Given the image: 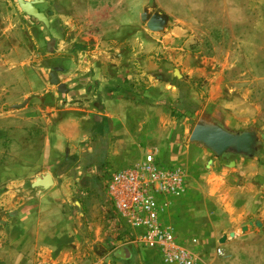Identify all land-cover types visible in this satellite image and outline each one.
I'll return each mask as SVG.
<instances>
[{
    "label": "crops",
    "instance_id": "1",
    "mask_svg": "<svg viewBox=\"0 0 264 264\" xmlns=\"http://www.w3.org/2000/svg\"><path fill=\"white\" fill-rule=\"evenodd\" d=\"M46 3L43 8L35 6L48 25L24 13L47 28L44 61L0 87L10 93L16 85L23 87L16 98L0 97L10 106L9 114L1 115L17 124L0 130V146L21 153H16V161L5 157L8 169L2 174L7 180L0 178V188L29 173L34 175L32 184L47 168L55 187L0 191V212L7 215L0 219V264H167L159 249L131 240L134 229L123 219H112L105 188L107 176L143 166L149 153L160 168L178 170L184 178L185 193L161 197L159 212L161 224L172 230L180 246L199 264L189 248L212 246L215 241L222 247V264H264V165L254 157L211 158L200 144H178L171 131L163 134L162 130L181 129L173 122L163 123L162 89H157L162 84L145 66L146 48L112 47L102 38L86 48L80 39L65 37L61 28L53 34ZM60 15L69 16L66 10ZM68 22L64 20L65 25ZM153 65L154 73L160 71L156 61ZM55 68H60L63 92L50 82ZM172 93L170 88L165 97ZM183 158L197 163L195 169L201 167L192 170L193 179L201 177L210 188L220 186L222 179L220 209L209 198L189 201ZM67 181L79 186L77 193L64 184ZM212 216L222 217V233ZM97 223L105 225V232ZM124 236L131 241L122 243ZM122 247L127 248L124 257H114Z\"/></svg>",
    "mask_w": 264,
    "mask_h": 264
},
{
    "label": "rangeland",
    "instance_id": "2",
    "mask_svg": "<svg viewBox=\"0 0 264 264\" xmlns=\"http://www.w3.org/2000/svg\"><path fill=\"white\" fill-rule=\"evenodd\" d=\"M47 1L44 11L51 16L53 34L59 33L61 28L65 37L80 39L86 48L95 46L99 38L108 39L112 47H128L130 51L146 48L145 66L152 68L151 72L156 75L153 78L162 84L157 89H162L163 97L159 102L163 123L173 122L181 129L162 132L171 131L176 143H191L190 133L201 117L216 121L232 132H264V0ZM42 2L38 3L39 8H43ZM64 10L69 15L67 19L60 15ZM24 16L17 0H0V87H7L6 84L14 81L16 75L26 74L28 66H35L46 57L44 33L47 28L43 23ZM64 20L69 22L65 25ZM150 22L156 24L155 29H149ZM154 61L159 64L157 73H154ZM47 70L43 75L48 81ZM175 70L179 77L174 75ZM170 88L175 94L166 98L165 93ZM13 89L10 93L2 88L0 97L11 94L16 98L23 87L16 85ZM9 107L3 97L0 100V130H11L17 125L10 116L1 115L9 112ZM199 146L204 148L201 144ZM205 149L211 158H217L212 151ZM16 153L18 156L21 154L16 150L10 153L0 146L1 179H6L2 172L8 169L5 157L10 155L16 161ZM222 157L245 158L232 153ZM254 158L264 165L262 142ZM181 165L189 175L186 176L189 201L192 203L194 197L197 201L209 198L210 203L220 209L222 179L220 186L213 184L210 188L201 177L193 179L195 172L192 170L201 168L195 169L197 163L183 158ZM51 171L47 168L41 173ZM33 176L29 173L24 180L19 178V182L7 188L6 183H2L0 191L11 189L22 193L40 190L30 185ZM64 184L75 193L79 190V186L72 182ZM53 187L55 184L46 190ZM2 216L7 217L0 212V219ZM212 222L222 233V217H213ZM97 224L105 232V225ZM218 244L215 241L212 246L189 249L197 255L200 264H222V254L217 253Z\"/></svg>",
    "mask_w": 264,
    "mask_h": 264
},
{
    "label": "built area",
    "instance_id": "3",
    "mask_svg": "<svg viewBox=\"0 0 264 264\" xmlns=\"http://www.w3.org/2000/svg\"><path fill=\"white\" fill-rule=\"evenodd\" d=\"M153 154L145 157L143 166L133 170H121L105 178L112 219L119 217L132 233V241L153 249H159L167 264H199L190 251L176 241L172 230L159 220L161 197H181L185 193L184 178L178 170L165 171L159 167ZM119 231L120 226H115ZM122 231V230H121ZM120 238L122 243L131 241ZM217 253L222 254L221 248Z\"/></svg>",
    "mask_w": 264,
    "mask_h": 264
},
{
    "label": "water",
    "instance_id": "4",
    "mask_svg": "<svg viewBox=\"0 0 264 264\" xmlns=\"http://www.w3.org/2000/svg\"><path fill=\"white\" fill-rule=\"evenodd\" d=\"M43 0H17L18 6L21 11L29 16L36 18L38 21L48 25V20L43 12H40L36 8V4L41 3ZM152 0H150V3ZM149 29H155L156 24L148 23ZM60 68H55L50 73V82L57 86L60 92L64 91L63 84L59 83L57 71ZM174 75L179 77V73L175 70ZM189 141L192 143H198L205 148L212 151L216 156L222 157L225 154H235L245 157H255L259 152V145L262 142L264 144V132L255 131H241L231 132L219 124L201 117L194 125ZM53 185L52 175L46 173L44 175L35 178L32 187H40L42 189H48ZM126 247L119 249L117 253H114V257H124ZM113 256H109L112 259Z\"/></svg>",
    "mask_w": 264,
    "mask_h": 264
}]
</instances>
